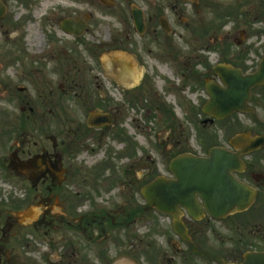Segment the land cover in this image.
<instances>
[{
	"label": "flooded vegetation",
	"instance_id": "flooded-vegetation-1",
	"mask_svg": "<svg viewBox=\"0 0 264 264\" xmlns=\"http://www.w3.org/2000/svg\"><path fill=\"white\" fill-rule=\"evenodd\" d=\"M98 1L114 11L115 23L94 16V0H81L80 8L64 5L47 10L38 22H33L32 41L30 0H0V23L8 19L9 11L15 12L11 20L14 23H8L11 26L6 33L8 49L0 50V58L7 64L0 66V102L6 106L0 108L5 110H0V264H121V261L122 264H175L183 251L186 254L182 264L192 256L210 260L204 252L207 234H215L218 229L214 228L215 223L221 225L229 218H232L228 225L230 233L240 237L232 244L238 243L243 249H232V258L227 262L239 264L245 253L263 251L264 84L251 89L245 113H234L224 121H231L229 137L216 133L223 122L210 115L205 106L210 99L209 86L225 89L214 74L215 65L227 64L242 75L252 74L264 57V43L258 48L252 36L243 33L241 39H231L235 45L242 46L231 60L218 58L214 65H209V57L201 60L200 71L189 74L196 81L193 92L199 93L194 102L190 100V105L186 87L165 80V90L161 93L177 91L174 108L166 106L164 101L152 104L158 113L167 116L165 126L155 131L158 137L167 129L166 141H161L158 148L166 165L159 168L151 156L140 154L144 161L137 164L138 172L135 170L130 175L132 178L127 177L133 167L129 162L122 171L123 179L121 87L134 93L145 89L146 80L156 84L157 76L147 74L143 58L161 65L157 69L162 72H165L162 64L173 61L178 76L181 79L188 76L184 68L186 61H180L178 53L165 58L163 55L170 52L165 45L182 41L183 34L175 32L174 22L177 19L187 29L189 9L195 12L193 16L209 18L207 22L211 25L226 18L235 20L240 13L252 16L250 20L264 26V0ZM73 3L77 4L75 0ZM245 5L248 9L241 11L239 7ZM137 13L143 23L141 29L135 25ZM223 14L226 15L222 17ZM206 34L209 33L204 28L197 36L221 46L219 35L214 33L206 38ZM131 40H135L136 50L128 44ZM215 47H207L206 54L211 55ZM138 49L139 54L144 50L141 58L138 52L134 54L144 75L137 86L129 88L121 85V54ZM260 49L262 57L254 65V60L248 59L249 54L258 55ZM151 90L157 96V90ZM179 102L187 105L181 114ZM176 110L180 111L181 120ZM242 116L246 117L245 126L239 119ZM190 119L200 128L195 150L189 144L185 127ZM240 135L246 136V144L232 145L231 139ZM257 138L263 139V145L255 149L252 143ZM107 140H112L113 146L107 145ZM214 149L238 161L229 173L253 194V202L245 212H235L222 220L206 211L192 217L183 208H177L173 215L147 211L148 207L121 209V196H126V192L129 196L130 187H140L130 197L143 199L141 187L160 176L173 186L177 181V171L172 167L176 158L191 154L205 159ZM82 153L89 155L90 160L84 161ZM165 154L168 156L164 158ZM195 198L201 203L199 194ZM146 212L152 213L146 218L151 222L142 228L155 227L154 235L130 232L132 217ZM175 225L182 234L175 230ZM158 236L161 242L155 241ZM27 238L39 239L42 252L35 255ZM214 260L217 264L225 262L219 257Z\"/></svg>",
	"mask_w": 264,
	"mask_h": 264
},
{
	"label": "rangeland",
	"instance_id": "rangeland-1",
	"mask_svg": "<svg viewBox=\"0 0 264 264\" xmlns=\"http://www.w3.org/2000/svg\"><path fill=\"white\" fill-rule=\"evenodd\" d=\"M75 2H77V4H74L73 0H68V1L66 0H30L31 4H29L28 16H29V21H30V27H29L30 38L32 39V41L34 40V37H35V33L33 31L34 29L33 22H38L39 19L43 17L44 13L47 10L55 6L64 7V5H68V6L78 5V7L80 8L81 0H77V1L75 0ZM115 4L117 5L116 1H115ZM93 5H94L93 14L95 17H103L112 24L116 22L115 17H117V15L115 16L113 14L114 11H112V9L109 10L106 7L102 6L98 0H94ZM247 6L248 5H245V7L241 6L239 7V9H241V11H244V10L246 11V9H248ZM188 13L189 14L187 17H188V20H190L189 21L190 26H188L187 29L184 28V26L182 25V22H179L177 19H175V22H174L175 32H177V34H183V37L181 38L182 41L176 42V43L174 42L169 43V46L165 45V47L169 49L170 52H168V54L166 55H163V57L165 58L166 56H170V55H174L175 53H178L180 61L182 62L183 60L186 61V65L184 66V68L186 69L188 76L187 77L185 76L184 79H181L178 76V73L176 72V69H175L176 64L174 65L173 61L172 62L166 61L165 64H162L163 65L162 68L165 71V72H162L157 69V68H160L161 65H159L158 63L155 64L153 61L149 60L148 58H143L142 62L144 66L146 67L147 74L151 75V73H153V75L157 76V77H154L158 79L156 80V84L154 85L153 82L150 83V80H146L145 89L143 90L144 92L139 91V92H134V93H132L134 90L125 92L121 87V129L125 132L124 137L121 138V141H122L121 142V179H123L124 177L122 175L123 173L122 171L128 165L129 162L133 164V167L130 169V174L127 177L132 178L131 176H133V173L135 170L138 172L136 168L137 164L140 162L142 163L144 161V159H140V154H143L144 156L145 155L151 156L157 162V166L159 168H162L164 165H166V163H163L166 160H163V158H161V156L159 155L160 150L158 149L159 148L158 145L161 143V141H164V140L166 141L167 129H165V132H163L164 134H161L158 137L155 136L156 135L155 131L162 129L163 126H165L164 120H166L167 116L164 113H158L152 104L153 102L159 103V101H164L166 103L165 104L166 106H170L174 108V104H175L174 97L176 96L175 94H177V91L171 90L165 95L161 93L163 90H165V85H166L165 80L170 83L179 84V85L186 87L185 91H186V95H188V101L190 105V100H193L194 102L195 97L199 93L193 92L192 87L193 85H195L196 81L190 79L189 74L194 71L196 72L200 71L201 68L199 67V65L201 63V60H205L206 57L207 58L209 57L208 59H211V60H208L209 65H214L215 64L214 62L218 60V58L222 59V57L227 58L228 60H231L232 57L235 56L236 53L239 54V50H242V46L235 45V43H233L231 39L233 38L241 39V37L239 36L242 35L243 33L249 34L250 36H252L253 38L252 42L256 44L258 48H259L258 45L260 43L261 44L264 43V37H261V36H264V26L260 22H255L253 20H250L252 16L245 17L239 13L240 16H237L238 18H235V20L226 18L225 20L223 19V21L220 24L218 23L217 25H211L209 23L210 22L209 18L207 17L203 18L202 16L200 17L199 15L193 16L195 12L192 11V9H189ZM14 14H15L14 10H12L11 12L9 11L7 15L8 19L0 23V50L2 49L5 52L8 49L7 44L9 43L7 39L8 34L6 33H7V29H9V27L11 26L8 23H14V22H11ZM225 15L226 14H223L222 17H224ZM166 18L170 19V17L167 15H166ZM184 24H187L186 21ZM204 28L206 29L207 33H209V34H206L207 35L206 38L210 34H214V33L221 37L222 39L221 46L219 43L217 45H214L213 40L204 41L203 38H199L197 36L198 34L202 33L201 29H204ZM15 33L16 32H14V34ZM131 35H133V32H131ZM225 35H228L229 38H226ZM248 39H250V37H248ZM134 41L135 40L133 41L131 40V43L129 42L128 44L132 45V47L136 50V47L134 46L135 45ZM123 45L126 46L125 44ZM210 45L216 46V47L211 50L212 52L211 55H207L206 49ZM256 46L254 47V50L257 49ZM139 51H140L139 49L136 52L132 50V52L134 53L138 52L139 58H141L140 55H144V50L142 49V53L140 54H139ZM5 52L3 54L4 58H6ZM183 52H185L186 56L181 55L183 54ZM121 55L129 57V59L134 58L135 60H136V57H138L137 55L134 56L130 52H126ZM261 57H262V50L260 49L258 52V55L254 53L252 56V53H250L248 59H253L254 65H256V63L259 61L258 59H260ZM144 62H147L149 64L146 65ZM0 66L7 67V64L5 63V59L0 58ZM139 69H140L139 73L142 72L141 71L142 68L139 67ZM179 70L180 72H182L181 67L179 68ZM3 74H4V70H3ZM177 82H180V83H177ZM121 85H122V82H121ZM151 89L157 90V96L154 94V92ZM127 92H130L132 94L127 93ZM153 95L155 96V98ZM129 101L131 103V106H128ZM179 105H181L180 102H179ZM179 107L182 108V109L180 108L181 112L176 110L175 114L177 115V118L181 120V117L179 116L178 113L180 112L181 114L182 111L185 112V108H187V105L186 106L181 105ZM0 108L5 109L6 106L3 105L2 102H0ZM0 110L3 112L5 111L2 109ZM239 119H241L243 126H245L246 117L242 116V117H239ZM230 123L231 121L223 122L221 125L217 127L216 130L215 129L214 130L219 136L222 135L223 137V135L224 136L228 135L229 137L231 136V127H229ZM185 127L189 134V144L191 147H193L192 149L195 150L196 148H198L197 147L198 146V134L200 132V128L198 127V124L194 123L192 119H190L189 124H185ZM111 142L112 140H107L106 144L111 147L113 146ZM129 143H131L132 145L130 146L131 148L129 147ZM105 148L106 147L103 146V149ZM166 156H168V154H165L164 158ZM81 158H84L83 159L84 161L90 160L89 155H87L86 153H82ZM3 188L6 189L5 187ZM130 188L128 191L130 195L133 193H136L139 190V187L137 185V187L131 188V193H130ZM125 194L126 196H121V207H122L121 209L138 210V209H145V207H147L142 198L137 197L136 199H134L133 197H130V195L128 196L127 192ZM150 210L152 209L147 208V211H150ZM151 215H152L151 212L150 213L146 212V213H141V214L139 213V216L136 218L132 217L133 224L130 225L131 226L130 232L138 231L140 236L144 235V233H147V232L149 236L154 235L153 232L155 231V227L149 226L146 228H142L146 222H149V223L151 222L150 219H146V218H149ZM231 219L232 218H229L226 221H223L221 225H219L218 223H215L214 228L217 229L216 227H218V229L215 231V234L214 233L207 234L208 244L204 252H206L205 255L207 258L209 259L211 258L210 260L206 259L202 261V260H199L198 258L189 257L188 262L184 264H217V262H215L214 260L216 259V257H219V259H222L224 261H228L229 259L232 258V253H231L232 249L235 250L237 249V247L239 249L240 248L243 249V247H241L240 244L238 245V243L236 244V246L232 244L233 242H237V240H239L240 237L234 236L230 233L228 225ZM154 239H156V235ZM27 241L31 242V246L32 248H34V251L36 253L35 255H38V252L39 253L42 252L41 248L43 245L40 244L39 239L27 238ZM155 241L161 242V236L160 237L158 236L157 240ZM184 254H186V252L183 251V254L181 256H178V258H176L177 261L175 264H182L181 260L185 257ZM121 264H122V261H121ZM142 264H145V263L142 262Z\"/></svg>",
	"mask_w": 264,
	"mask_h": 264
},
{
	"label": "water",
	"instance_id": "water-1",
	"mask_svg": "<svg viewBox=\"0 0 264 264\" xmlns=\"http://www.w3.org/2000/svg\"><path fill=\"white\" fill-rule=\"evenodd\" d=\"M135 17V25L141 29L143 24L140 14H135ZM214 72L225 84L226 89L209 86L211 100L205 110L221 120L235 111L244 112L251 88L264 83V59L259 70L251 75L243 76L239 70L225 65L218 66ZM245 139L246 136L241 135L231 143H244ZM262 144L261 138L252 143L254 148ZM237 164L236 159L221 154L218 150H212L209 159L185 156L174 163L178 180L173 186L163 179H158L146 186L142 194L150 206L161 212L175 214L177 207L181 206L193 217L203 213L195 198V194H199L210 215L224 218L231 212L245 211L252 203L251 191L228 175L231 168ZM176 230L182 234L178 225ZM241 264H264V251L245 254Z\"/></svg>",
	"mask_w": 264,
	"mask_h": 264
},
{
	"label": "bare ground",
	"instance_id": "bare-ground-1",
	"mask_svg": "<svg viewBox=\"0 0 264 264\" xmlns=\"http://www.w3.org/2000/svg\"><path fill=\"white\" fill-rule=\"evenodd\" d=\"M121 79L126 83L135 84L138 80V68L131 61L121 57Z\"/></svg>",
	"mask_w": 264,
	"mask_h": 264
}]
</instances>
